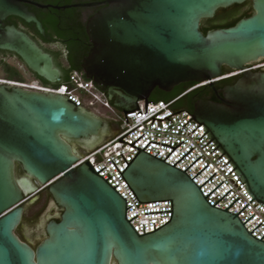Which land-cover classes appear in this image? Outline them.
<instances>
[{
    "label": "water",
    "instance_id": "1",
    "mask_svg": "<svg viewBox=\"0 0 264 264\" xmlns=\"http://www.w3.org/2000/svg\"><path fill=\"white\" fill-rule=\"evenodd\" d=\"M248 1L103 0L67 8L104 5L87 21L91 48L82 68L125 115L141 113L142 101L146 114L157 88L169 93L195 83L214 90L216 101L197 100L192 119L204 125L248 194L264 207V71L248 70L264 58V0H252L254 14L232 27L207 34L200 29L220 10ZM28 5L36 4L0 0V50L15 53L39 77L58 83L62 74L49 53L16 27L2 28L13 16L44 35ZM225 67L242 77L220 92L215 86ZM68 97L0 86V264H111L112 258L118 264H264V236L254 238L256 228L249 233L244 225L254 215L243 224L237 215L244 208L236 215L227 211L230 206L214 207L231 190L211 206L206 198L215 189L205 198L200 188L206 182L201 187L193 182L208 165L191 179L185 172L200 157L181 171L175 165L190 151L171 166L165 160L178 146L162 144L173 148L162 161L144 152L159 143L151 141L143 150L133 146L143 135L131 145L139 153L124 172L115 167L139 203L170 201L172 215L159 229L138 234L127 220V201L98 174L103 169L97 173L89 161L74 167L80 158L71 141L99 142L104 121ZM49 185L64 212L59 221L42 220L46 236L33 249L15 231L24 202Z\"/></svg>",
    "mask_w": 264,
    "mask_h": 264
},
{
    "label": "built area",
    "instance_id": "2",
    "mask_svg": "<svg viewBox=\"0 0 264 264\" xmlns=\"http://www.w3.org/2000/svg\"><path fill=\"white\" fill-rule=\"evenodd\" d=\"M252 69H256V67H253ZM239 74V72H231L225 74L222 78H219L218 81L235 77ZM0 82L26 90L56 93L64 96L68 95V99L74 102L77 105L76 107L94 111L96 106H100L111 115L118 124V130L111 138L99 144L84 157H81L74 167H78L89 161L97 173L103 169L98 174L107 180L113 188L117 186L115 190L127 201V220L138 234L144 235V232L145 234L153 232L154 226L155 230L159 229L170 221L172 215V212H167L172 211V203L170 201L145 204L139 203L121 176L124 170L128 167V164H130L139 153V150L136 148L143 150L152 141L159 144L150 143L145 148L144 152L162 161H164L173 151V148L163 146L162 144L174 148L178 146L165 160V162L171 166H174L190 151L175 165V168L181 171H185L200 157L188 170H186L185 173L193 179L208 165L193 179V182L198 187H201L206 182L200 188L205 198L215 189L206 198L207 202L211 206H214L231 190L214 207L226 210L230 206L227 211L236 215L244 208L237 215L243 224L254 215L244 224L247 231L251 233L256 228L251 235L259 240L264 236V207H262L255 199L253 200L248 194L246 185L241 182L239 176L233 171L234 167L229 162V159L216 149L217 146L210 140L209 135L204 130V125L200 126L197 121L192 119L193 113L188 111H176L174 109L175 101L153 102L155 105L153 103H148L146 114L145 102L142 101L139 103V109L142 114L137 110L125 115L123 112L121 114L117 112L116 108L110 104L107 95L100 91L92 80L85 79L82 74L77 72L71 77V86L62 85L59 88H53L50 86L44 87L36 83L25 81L18 82L0 79ZM199 86L201 85H197L196 87ZM163 109L164 111H162ZM160 111L162 112L159 113ZM151 117L154 118V122L153 119H150ZM148 119L150 120L147 121ZM120 139L126 143H120ZM133 143V146L136 148L131 146ZM145 213L156 214L145 215ZM261 241H264V237Z\"/></svg>",
    "mask_w": 264,
    "mask_h": 264
},
{
    "label": "flooded vegetation",
    "instance_id": "3",
    "mask_svg": "<svg viewBox=\"0 0 264 264\" xmlns=\"http://www.w3.org/2000/svg\"><path fill=\"white\" fill-rule=\"evenodd\" d=\"M36 5H28V8L31 12H33L37 18L38 16H41L43 18H46V15L49 11H56V12H65L70 9H87L83 13L84 17H92L99 9L104 7V5H99L96 7H70L68 6H74L76 4H82V3H101L103 0H75L73 3H65V4H53L51 2H41L38 0H32ZM39 6H47L45 8H41ZM91 14V15H90ZM90 15V16H89ZM238 16V15H236ZM22 20L10 16L6 18L2 22V28L6 29L7 27H16L17 29L27 33L30 38L35 41V43L46 53H49L53 59L55 67H57L61 74L63 73L61 67H66L67 65V56H68V50H67V41L61 37H58L56 35L47 36L43 35V37L35 35V33L31 30V28L24 25V23L21 22ZM88 21V20H87ZM90 44V43H89ZM91 48V44H90ZM256 67V69H252L250 71L258 72L263 70L264 71V58L259 60L256 63H253L248 66V70ZM225 72V71H224ZM233 72V71H231ZM229 72V73H231ZM62 77V76H61ZM242 75L240 74L239 77H237L236 81L241 78ZM0 79H5L9 81H18V82H32L36 83L40 86L48 87V85H45L38 77L37 74L32 72L26 64L23 62V60L16 55L15 53L0 50ZM229 81H223V82H217L216 89L218 91H222L224 87L228 85H232V83H229ZM234 84V83H233ZM0 86H6L7 89L17 88L16 86L4 84L0 82ZM186 84H182L178 87H186ZM195 89V87L187 90L185 93H183L180 96L174 97L172 101H175V104H179V109H186L191 107V100L188 97V94L190 91ZM208 93L206 97H202L200 99H210L216 101L215 92L212 88L208 87ZM175 90L169 92V94H173ZM104 121V128L100 137L99 142H96L94 144H89L85 140H73L71 143L77 148L78 150V157H84L89 152H91L95 147H97L102 142L106 141L107 139L111 138L115 131L118 130V124L115 122V120L110 117L108 119L102 118ZM19 167V166H18ZM19 172V168H18ZM54 183V182H53ZM51 183L50 185H52ZM49 186L46 188L41 189L37 193L33 194L31 197H29L23 204L24 206V215L22 219L21 225L16 229L15 233L16 235L24 242L29 244L33 249H35V246L33 243H31L29 240H27L22 231L25 234L30 233H36L39 236V239L42 240L46 236V229L45 227H41L40 224L37 226L36 223H41L43 219H46L48 216H51V220H60V215L64 212L62 208L57 206L55 203L52 195L49 192ZM35 206H39L38 210L36 212H33L31 215L30 220L27 218L29 215V212L32 208ZM55 213H58V216H55ZM48 221V222H49ZM27 225V226H26ZM29 225H35V230H30ZM111 264H118L117 260L115 258H112Z\"/></svg>",
    "mask_w": 264,
    "mask_h": 264
},
{
    "label": "trees",
    "instance_id": "4",
    "mask_svg": "<svg viewBox=\"0 0 264 264\" xmlns=\"http://www.w3.org/2000/svg\"><path fill=\"white\" fill-rule=\"evenodd\" d=\"M41 2H51L53 4H65V3H73L75 0H38ZM87 11V9H70L65 12H56V11H49L46 15V18L38 16L39 21L43 24V28L45 30V35L52 36L56 35L61 37L67 41V65L66 67L62 68V77L61 81L55 84H51L47 82L45 79L37 77L45 84L53 88H59L62 85L71 86V77L72 75L77 72L82 74V76L87 79L84 70L82 68L83 58L89 53L90 51V41L86 32V24L87 18L84 17L83 13ZM254 14L252 9V0H249L243 5L240 6H233L229 9H222L220 10L216 16L211 20H203L201 22V31L203 34H207L209 30H215L219 28H228L234 26L240 19L247 18L250 15ZM91 15V14H90ZM89 15V16H90ZM238 15V16H236ZM90 18V17H89ZM27 27L31 28V30L35 33V35L43 37L42 34L37 30L34 24H27L23 20L21 21ZM224 74H229L231 72L230 69L224 68ZM231 77L228 79L221 80L229 81V83H235L237 77ZM236 78V79H235ZM187 86L184 88L176 87L173 94H169L167 92L161 91L158 88L155 89L150 97V101L152 102H171L174 97L180 96L185 93L187 90L196 87L197 84L195 83H187ZM208 86L203 85L196 87L188 94V97L191 100V107L186 108L184 110L179 109V104H174V109L176 111H188L193 113L194 112V103L202 97H206L208 93ZM106 95V92H104ZM112 104V103H111ZM119 113H122L121 110L116 109ZM19 173H22L21 168H19Z\"/></svg>",
    "mask_w": 264,
    "mask_h": 264
},
{
    "label": "rangeland",
    "instance_id": "5",
    "mask_svg": "<svg viewBox=\"0 0 264 264\" xmlns=\"http://www.w3.org/2000/svg\"><path fill=\"white\" fill-rule=\"evenodd\" d=\"M94 112L96 113V114H98V116L99 117H101V118H104L105 120L106 119H108V118H110L111 117V115H109V113L106 111V110H104L103 108H101L100 106H96V109L94 110ZM118 112V111H117ZM119 113V112H118ZM119 114H121V113H119ZM117 131V130H116ZM115 131V132H116ZM38 208H39V206H35L34 208H32L31 210H30V212H29V215H28V219L30 220V218H31V215H32V213L33 212H36L37 210H38ZM40 223L39 222H37L36 223V225L38 226ZM27 226V225H26ZM33 226H35V225H29V228H30V230H35V227H33ZM22 233H23V235H24V237L27 239V240H29L31 243H33V245L36 247L39 243H40V239H39V236L36 234V233H30L29 235L28 234H25L23 231H22Z\"/></svg>",
    "mask_w": 264,
    "mask_h": 264
}]
</instances>
